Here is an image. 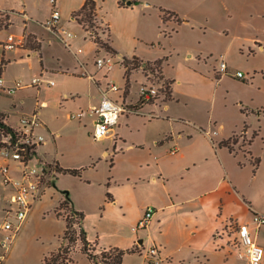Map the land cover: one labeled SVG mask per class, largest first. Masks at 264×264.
Instances as JSON below:
<instances>
[{
    "label": "rangeland",
    "instance_id": "374dc122",
    "mask_svg": "<svg viewBox=\"0 0 264 264\" xmlns=\"http://www.w3.org/2000/svg\"><path fill=\"white\" fill-rule=\"evenodd\" d=\"M161 1L166 7H160L173 12L176 19L160 20L158 7L144 11L141 9L139 14L126 12L123 16L126 25L128 22L126 29L128 33L131 27L138 29V37L135 47L131 45L129 37L122 42L126 48L130 47L128 50L148 62V67L154 65L166 84L171 81L172 98L168 95L165 99L160 96L147 102L160 105L155 107V112L160 116L166 115L169 120H149L148 113L142 110L137 115L120 117L113 128V135L99 140L91 137L94 117L90 116L89 111L99 105L100 91L92 79L62 73L57 67L72 69L78 65L79 58L87 65L90 73L95 75L102 89L107 84H115L119 88L118 92L109 93L110 97L119 99L125 92L127 101L133 103L138 99L140 85L146 81L141 67H138L131 71L127 87L124 68L120 63L122 60L114 54V66L110 70L96 69V50L92 41L98 37L109 46L105 30L96 18L87 32L92 41L83 36L82 31H73L76 37L70 49L66 50L60 42L55 48L51 46L45 63L55 68L52 69L54 74L40 72L37 55L10 67L11 78L8 83L20 82L23 87L12 96L0 91V108L12 110L14 106L15 110L22 109L27 114L38 108L42 123L50 132L60 135L56 140V150L52 141L47 140L43 151L50 155L56 154L61 169H77L79 173L73 175L60 172L55 185L32 205L28 221L19 229L16 236L18 239L11 244L4 264H40L44 256L56 250L62 241L64 220L69 216L64 207L60 209L59 217L55 214L63 200L78 205L90 214L86 220V214L81 211L82 225L79 220H73L72 224L76 233L81 227L86 237V228L92 229V235L95 233L99 239L98 243H103V247L99 248L92 241L93 247L87 250L92 251L91 254L88 252L89 255L96 254L101 260L103 251L98 250H121V243L115 235H126L122 232V218L110 209L104 211V205L100 202L102 199L107 200L106 194L120 193L126 178L142 176L145 165L154 162L155 156L168 158L172 147L162 144L164 147L160 148L162 145L159 142L162 139L170 142L172 139L169 138H176L180 134L187 137L194 130L208 132L214 142L237 134L230 141L237 143L234 146L231 144L239 162L235 161L233 166L242 188L251 190L254 187V169L251 168L247 152L249 143L251 150H258L262 148L261 139L264 140V50L259 49L260 45L264 47V0ZM4 2L10 7L19 8L20 0ZM28 2L36 4L38 0ZM105 6L112 20L119 18V11L114 10L108 1ZM9 15L12 25L7 29L0 27V40L8 34L19 36L22 33V18L15 12ZM96 48L98 51L100 48L106 50L101 45H96ZM102 55L104 53L100 51L99 56ZM221 59L227 65L225 73L218 72ZM237 72H241L243 77L238 78ZM40 75L55 85L47 88L43 84L39 90L28 86L32 78ZM147 107L144 109H150ZM80 112L83 115L79 120L68 118L69 114ZM11 114L10 122L16 126L17 119L13 111ZM39 131L47 137L46 130L41 128ZM238 135L246 138L242 140ZM154 141L158 144H153ZM6 205V197L2 193L0 221H3L1 211ZM237 210L246 215L244 205L238 206ZM259 236L264 244V228ZM214 240L218 245L221 243L215 237ZM64 243V246H69L67 241ZM77 245L81 252L75 250ZM156 245L160 247L165 259L161 264H178L175 258L163 253L159 244ZM135 248L123 250L122 264L142 263L144 251L138 252ZM81 249L80 241L67 248L65 257L72 259L70 264H90ZM221 259V256L196 253L180 264H221Z\"/></svg>",
    "mask_w": 264,
    "mask_h": 264
},
{
    "label": "crops",
    "instance_id": "0c3cea01",
    "mask_svg": "<svg viewBox=\"0 0 264 264\" xmlns=\"http://www.w3.org/2000/svg\"><path fill=\"white\" fill-rule=\"evenodd\" d=\"M106 1L109 2L111 7H114V10L119 11L118 14L120 15L118 19L112 20L108 16L105 6ZM125 1H131L132 4L126 6L125 3L124 6H120L118 0H95L96 19L105 30L104 34L107 38V42L115 51L114 56H117L120 61L122 57L127 59L136 57L143 61L140 57L136 56L133 51L128 50L130 47L126 48L122 42V40L125 41V38L128 39L129 37L131 45L135 47V40L138 37V29L136 30L134 27H131L130 33H128L126 29V27H128V22L126 25V20L123 19V16L126 12L139 14L141 9L144 11V9L158 7V16L161 20V10H168L160 7L161 5L166 7V4H163L161 0ZM84 2L85 0H57V8L61 15L60 28L74 34V38L67 39L65 45L59 36L47 31L42 26V23L50 14L51 6L49 0H38L36 4H31L28 0H20L18 9L10 7L4 0H0L1 11L8 13L15 12L22 18L23 29L19 36L29 35L38 47V51H34L25 42L23 46L3 52L0 51V78L3 80L4 86H10L12 84L8 83L11 78L9 75L10 67L17 64V62L29 60L34 55L38 56L37 60L40 62L41 73L54 74L52 73V69L55 68L47 66L45 63L46 56L50 53L49 50L51 46L55 48L58 46V42H60L66 50L70 49L76 37L75 33L79 31H82L83 36L88 37L87 32L73 18V14L83 6ZM170 19L175 20L176 18L174 16H168L166 18L167 21ZM11 25L12 23L10 21L7 28H10ZM67 45L70 47H67ZM92 45L94 50H96L95 53L100 52V50H97L96 44L93 41ZM259 49L264 50V47L260 45ZM128 53L130 54L129 57L127 56ZM77 64L76 67L69 70L60 66L57 68L62 73L70 74L78 78L87 77L92 79L96 83L98 91H100L101 98L102 87L99 81L95 79V75L90 73L87 65L80 61L79 58H77ZM4 75L6 78H4ZM172 97L171 91V98ZM145 106L150 107V109H144ZM145 106L142 110L148 113L149 120H169V117L166 115L161 114L160 116L155 112V107H159L160 105L154 103ZM12 111L17 121L22 114H27L23 112L22 109L15 110L14 106L12 110L0 108V115H2L5 121L11 126H14L10 122ZM34 111H37L39 117L40 110L35 108L32 112ZM164 111H166V107H164ZM150 115L152 117H150ZM44 126V130L47 131L48 135L40 151L45 153L48 157L55 158L58 161L56 154L50 155L43 151L42 148L46 145L47 140H50L56 150V140L60 135L50 132L45 124ZM113 134L114 129L111 135ZM50 135H54V137H50ZM180 135L176 138H169L172 139L170 142L164 141L165 139L159 142L161 145L166 144L169 147L176 144L178 151L175 155L168 154V158L166 159H160L155 156L154 162H149L145 165L146 167L142 176L126 178L120 193L116 194L113 192L112 194H108V196L106 194L107 200L105 201L102 199L100 202V204L102 203L101 205H104V211L110 209L122 218V232L126 235L122 233L115 235L121 243L119 248L122 251H129L131 248L137 247L135 249L139 251L146 249L152 245V243H157L163 248V253L167 257L175 258L178 264L184 262L188 258L194 257L196 253L221 256V264H247L246 260L238 259V252L236 250L227 246L224 241H221L218 245L214 237L217 230H219L229 218L235 219L240 223L251 225L252 213L264 215V140L260 138L262 141V148L260 147L258 150H251V143L248 144L247 157L250 159L249 163L251 168L254 169V187L251 190H245L240 185L235 167L233 166L235 161L239 164L238 156L235 154L236 152L230 151L228 147L221 145L223 141H227L237 134L219 138L217 142H214L213 136L208 132L204 133L194 130L191 131L187 137ZM238 136H240L242 140L246 138L244 135ZM153 144L158 143L154 141ZM236 144L237 143L232 144V146ZM162 147H164V145L160 148ZM156 148H159L158 145H156ZM202 149H205V152H202ZM256 160L258 164L254 167V162ZM68 205L74 212L85 211L76 204L68 203ZM240 205L246 207V215H243L242 212L237 210ZM147 207H152L154 209V215L145 229L140 230L141 232H135L133 227L138 223ZM84 213L86 214L85 219L87 220L90 214L87 212ZM28 217L25 224L28 221ZM1 223L2 221H0V225ZM262 228H264V225L260 227L255 234V240L264 249V244L260 241L259 236ZM86 229V238L88 242L92 245V241H94L99 248H102L103 243H98L99 239L95 233L92 235L94 231L88 229V227ZM17 239L16 237L15 242ZM140 240H142L141 243H139ZM60 245L61 243L56 250ZM56 250L53 252H56ZM75 250L80 251L79 245L76 246ZM103 250L105 249L98 250V252ZM50 254L44 257H48ZM89 263L91 264L90 261ZM144 263L145 259L143 256L141 264Z\"/></svg>",
    "mask_w": 264,
    "mask_h": 264
},
{
    "label": "built area",
    "instance_id": "2783aa9c",
    "mask_svg": "<svg viewBox=\"0 0 264 264\" xmlns=\"http://www.w3.org/2000/svg\"><path fill=\"white\" fill-rule=\"evenodd\" d=\"M51 6L49 17L42 23V26L49 32L56 34L66 45L67 39L74 38L70 31L60 28L61 15L57 8V0H49ZM10 23L9 13L0 10V27L7 28ZM26 36H16L8 34L0 40V51L11 50L23 46ZM67 47H70L67 45ZM81 50L79 49L78 52ZM104 55L95 54L94 65L97 70H110L113 66V54L100 48ZM146 81L142 83L138 90V99L128 102L125 92L119 99H113L109 93L118 92L119 88L115 84H107L101 91L100 103L97 107L89 111L94 117V130L91 137L99 140L111 135L113 128L118 124L119 118L128 115H137L152 99L162 96L167 97L166 83L160 77L159 70L154 65L141 67ZM227 71L226 63L221 59L219 62V73ZM237 77L242 78L241 72H237ZM45 86L53 87V81H45L42 75L30 80L28 86L39 89ZM23 85L15 82L10 86H4L0 78V91L8 96L16 94ZM83 113L69 114L70 120L80 119ZM150 117H152L150 115ZM44 124L39 119L37 111L31 114H22L16 126L9 125L5 118L0 115V195L6 197L7 205L2 209L3 221L0 225V264H4L6 254L15 240L19 229L27 220L33 204L41 200L45 193L55 185L58 174L61 171L59 162L55 158L48 157L40 151L46 142L39 129H44ZM54 137V135H50ZM178 147L175 145L169 150L170 155H175ZM154 215V209L147 207L138 223L133 227L135 232L147 227ZM67 217V216H66ZM70 218V216H69ZM77 220V218H75ZM264 225V215L252 213L250 224L240 223L229 218L224 225L217 230L215 238L238 252L240 258H245L247 264H262L264 252L255 240V234ZM93 247L89 244L88 248ZM138 251V249H137ZM144 251L145 263L161 264L163 260L160 247L153 244ZM91 254V250L88 251ZM108 250H103V253ZM139 252V251H138ZM102 254V253H101ZM96 254L90 255L93 264L97 262Z\"/></svg>",
    "mask_w": 264,
    "mask_h": 264
},
{
    "label": "trees",
    "instance_id": "16d2710c",
    "mask_svg": "<svg viewBox=\"0 0 264 264\" xmlns=\"http://www.w3.org/2000/svg\"><path fill=\"white\" fill-rule=\"evenodd\" d=\"M118 3L120 6H124L126 1L125 0H118ZM161 13H162L161 19L163 21H165L168 16L169 17L174 16L176 18V16L174 15L173 12L161 10ZM73 18L83 27V29L86 32H88L89 27L93 26V21L96 18L95 0H85L83 6L77 12H75L73 14ZM93 42L96 45H101V46L105 47V49L108 52L115 54V51L110 46L106 45L105 43H102L98 37H96ZM26 43H27V45H29V47L32 50L38 51L37 45H35V43L33 42L32 38L29 35L26 36ZM148 64H149L148 62H143L136 57H133L131 59H127L125 57H122L121 65L124 68V78L126 80V86L127 87H129L128 83H129L131 71L137 69L138 67L147 68ZM170 85H171V81H167L165 88L167 89V95L169 97H171ZM233 137L229 138L227 141H223L221 143V145L226 146L230 149V151H233V149L231 148V144L236 143V141H234V140L232 143H230V141H232ZM257 164H258V161L256 160L254 162V167ZM61 171L64 173H70L73 175H77L79 173V171L77 169H61ZM107 196H108V194H107ZM248 206L250 208L249 203H248ZM63 207L68 210L70 218L68 216L64 220L65 221V229L63 232V236H62L61 245L56 250V252L51 253L48 257H44L43 260L41 261V264H69V263H71L72 259L65 257L66 254L68 253L67 248L75 245L77 241H80V243L82 244V249H81L82 253L85 254L88 257L89 261L91 262L90 255L87 252L88 245L90 243L86 239V236H85L83 230L80 227L79 232L76 233V231L72 227V224L74 222L73 220H76L75 218H77V220H79V222H81L83 220V213L82 212H73L69 208L68 201L63 200L60 203L58 209H56V211H55V214L57 217L60 216V209ZM65 241H67L69 246H67V245L64 246ZM108 251H109L108 253L102 252V254H101L102 259L101 260H99L98 256H96L97 262L100 261L101 264H122V257L124 254L123 251L115 249V248L109 249ZM91 264H93V263L91 262Z\"/></svg>",
    "mask_w": 264,
    "mask_h": 264
},
{
    "label": "water",
    "instance_id": "95a60500",
    "mask_svg": "<svg viewBox=\"0 0 264 264\" xmlns=\"http://www.w3.org/2000/svg\"><path fill=\"white\" fill-rule=\"evenodd\" d=\"M131 4H132L131 1H127V2H126V6H130ZM141 241H142V240H140L139 243H141Z\"/></svg>",
    "mask_w": 264,
    "mask_h": 264
}]
</instances>
